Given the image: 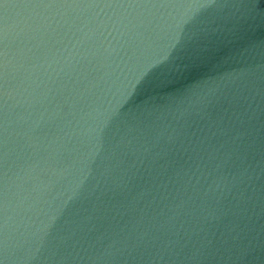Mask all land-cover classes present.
<instances>
[{"label": "water", "instance_id": "obj_1", "mask_svg": "<svg viewBox=\"0 0 264 264\" xmlns=\"http://www.w3.org/2000/svg\"><path fill=\"white\" fill-rule=\"evenodd\" d=\"M0 264H264V0L0 4Z\"/></svg>", "mask_w": 264, "mask_h": 264}, {"label": "snow or ice", "instance_id": "obj_2", "mask_svg": "<svg viewBox=\"0 0 264 264\" xmlns=\"http://www.w3.org/2000/svg\"><path fill=\"white\" fill-rule=\"evenodd\" d=\"M5 2H6V0H0V4H3Z\"/></svg>", "mask_w": 264, "mask_h": 264}]
</instances>
